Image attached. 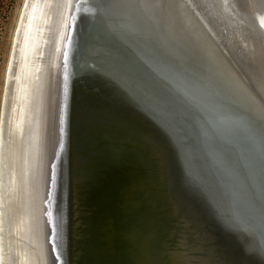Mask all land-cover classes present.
<instances>
[{"label":"water","instance_id":"95a60500","mask_svg":"<svg viewBox=\"0 0 264 264\" xmlns=\"http://www.w3.org/2000/svg\"><path fill=\"white\" fill-rule=\"evenodd\" d=\"M260 2L30 1L13 69L14 76L21 67L10 122L11 170L4 166L2 185L3 211L18 208L22 245L18 255L9 252L13 264H35L24 250L35 249L37 212L48 226L50 264H59L45 213L51 207L61 264H264V221L246 211L247 185L264 154L247 105L261 88ZM101 16L122 29L129 55L161 86L168 69L137 35H154L180 57L192 47L204 56L208 98L225 99L219 139L197 137L150 94L142 92L139 103L125 97L109 78L115 65L98 40ZM64 20L68 33L61 39L57 30ZM56 52L54 139L37 210L39 124ZM253 56L255 67L249 64ZM8 74L6 65L0 131Z\"/></svg>","mask_w":264,"mask_h":264},{"label":"snow or ice","instance_id":"6c2138e0","mask_svg":"<svg viewBox=\"0 0 264 264\" xmlns=\"http://www.w3.org/2000/svg\"><path fill=\"white\" fill-rule=\"evenodd\" d=\"M99 7L103 8L104 5ZM136 39L150 46L160 62L168 69L165 76L167 85L160 83L146 75L135 59L129 55L126 46L127 36L116 22L100 17L98 40L101 48L112 58L115 71L110 79L117 84L118 89L125 97L139 103L143 98L141 93L150 94L157 102H162L170 112L176 114L182 121V126L190 128L196 136L208 139H219V119L225 104L224 97L217 94L209 99L204 84L205 76L209 69L204 56L195 48L187 49L180 57L169 46L162 43L151 34H140ZM255 57L249 58V64L255 67ZM261 88L257 96L247 101L252 118L259 124L262 141H264V42L260 52ZM189 139H193L190 135ZM253 181L247 185L248 203L246 211L255 216L259 214L264 221V154L259 161V172L254 174ZM214 215L220 219L223 213L213 209ZM244 241L242 247L244 246ZM250 253L256 249L248 246ZM264 252V249H261Z\"/></svg>","mask_w":264,"mask_h":264},{"label":"bare ground","instance_id":"6f19581e","mask_svg":"<svg viewBox=\"0 0 264 264\" xmlns=\"http://www.w3.org/2000/svg\"><path fill=\"white\" fill-rule=\"evenodd\" d=\"M31 0H24L23 4L20 8L16 27L12 37V46L10 50V58L7 63V68L9 70L8 74V86L6 88V93L4 96V106L2 109V119H1V131H0V264H13L12 260L9 258L10 256L14 255L15 253L18 255L19 253V245H22V239L18 233V208H9V215H8V208L6 209V213L3 211V197H2V185H3V171L4 166L7 168L8 173L11 170L9 167L10 161L9 157L13 150L15 141L12 137V128L10 122H12L13 114L16 109L17 103V95H18V82L20 80V65L18 64V73L13 76V69L15 66V58L17 55L18 49H22L23 43L25 42L26 35L24 34L23 40L21 42V32L22 29L25 30L28 23L25 20V16L29 13V4ZM261 6V14L260 17L264 19V0L260 2ZM57 34L59 37L64 38L65 35L68 33V20H64L62 23H59ZM62 42V41H61ZM21 44V45H20ZM63 44V42H62ZM60 49V47H59ZM62 49V47H61ZM56 56L58 57V52L55 54V62L53 63L52 69L49 70L48 77L46 80V96L44 102V110L43 115L40 120L39 128V142H38V154H39V161L37 164V178H36V198L33 195V201L35 206L39 207V195L44 193L47 190V180H48V158L50 155L51 145L53 141V119L55 113V103L57 97L56 91V74H57V63H56ZM21 56H19L20 58ZM53 58V56H52ZM14 80L15 84L11 89V81ZM10 124V125H9ZM6 131V137H5ZM6 160V162H5ZM10 175V174H9ZM56 187H54V194L56 192ZM35 191V189H34ZM47 205L48 199L45 200ZM45 213H47L50 220H52L51 225L53 226L52 237L50 240H53V248L56 250V254L59 257L58 263L61 264V258L59 254L58 248H60V238L59 234L56 236V231H54L56 225V218L57 216L52 214V207L48 209ZM45 220V218H44ZM16 222V224H15ZM35 226L37 231V238H35V249H28L24 251H29L31 255L35 259V264H50L51 255L47 240V230L48 226L43 223L42 215L37 212L36 219H35ZM22 248H20L21 251ZM23 252V250H22ZM21 252V253H22ZM18 261H20L18 259ZM18 264V262L16 263Z\"/></svg>","mask_w":264,"mask_h":264},{"label":"rangeland","instance_id":"374dc122","mask_svg":"<svg viewBox=\"0 0 264 264\" xmlns=\"http://www.w3.org/2000/svg\"><path fill=\"white\" fill-rule=\"evenodd\" d=\"M23 1L24 0H3L0 9V101L5 68L12 46V37Z\"/></svg>","mask_w":264,"mask_h":264},{"label":"trees","instance_id":"16d2710c","mask_svg":"<svg viewBox=\"0 0 264 264\" xmlns=\"http://www.w3.org/2000/svg\"><path fill=\"white\" fill-rule=\"evenodd\" d=\"M2 4H3V0H0V9H1Z\"/></svg>","mask_w":264,"mask_h":264}]
</instances>
